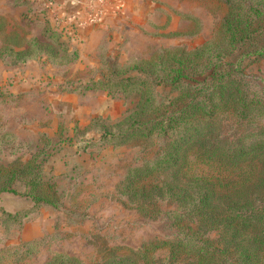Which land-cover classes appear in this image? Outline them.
<instances>
[{"label":"trees","instance_id":"1","mask_svg":"<svg viewBox=\"0 0 264 264\" xmlns=\"http://www.w3.org/2000/svg\"><path fill=\"white\" fill-rule=\"evenodd\" d=\"M223 1L227 8L202 43L158 48L119 70L112 63L110 71L121 72L83 86L99 83L128 103L118 119L92 116L84 129L94 132L92 145L140 146V161L125 167L116 189L142 215L161 216L164 227L122 252L110 245L88 264H264V83L244 71L264 57V0ZM47 26L56 48L8 37L0 58L17 63L45 50L51 62L75 60L76 48ZM36 166L1 170L0 192L18 193L12 179L26 171L20 193L55 206L53 186ZM42 264L84 263L56 254Z\"/></svg>","mask_w":264,"mask_h":264},{"label":"rangeland","instance_id":"2","mask_svg":"<svg viewBox=\"0 0 264 264\" xmlns=\"http://www.w3.org/2000/svg\"><path fill=\"white\" fill-rule=\"evenodd\" d=\"M126 1L106 15L92 64L74 69L76 59L55 63L45 59L51 66L45 62L43 71H22L20 62H4L12 67L0 70V171L28 170L29 163H36V176L52 184L57 198L55 206L34 204L21 194V175L26 171L12 179L18 193L0 192V264H42L56 254H71L88 264L99 261L110 245L122 252L164 231L161 216L142 215L116 189L125 167L140 161V146L92 145L88 140L95 134L84 129L92 116L118 119L128 103L115 93L106 94L99 83L83 86L93 78L121 72L110 71L112 63L119 70L158 48L202 43L227 6L223 0H129L127 6ZM55 5L47 0H0V45L8 37L11 42L24 36L56 48L46 29L50 25L61 32L67 49L74 48V39L82 41V36H69L59 27L62 15L55 16ZM41 53L44 56L45 50ZM244 71L256 83H264V57L247 64ZM144 155L150 156L151 150ZM29 159L32 162L26 164ZM6 212L14 214L12 219Z\"/></svg>","mask_w":264,"mask_h":264},{"label":"crops","instance_id":"3","mask_svg":"<svg viewBox=\"0 0 264 264\" xmlns=\"http://www.w3.org/2000/svg\"><path fill=\"white\" fill-rule=\"evenodd\" d=\"M49 2H52L55 5L57 9L64 10L66 12L67 19L62 18V23L59 24V27L61 26L64 31H66L67 35L69 36H82V41L75 40V47L77 48L78 56L76 57V60L72 63L74 69L78 65L79 68L83 67L84 64L88 61L94 59V51L96 45L100 42L101 39V33L104 29V22L106 21V15L109 14L112 11H117L118 9H121L123 6L118 5L119 0H107V12L104 13V15L95 21L88 22L86 19V13L84 11V5L82 3L83 0H47ZM125 0H120V3ZM129 1V0H128ZM128 1H126V6L128 5ZM134 7H131L132 9ZM82 33V34H80ZM72 34V35H71ZM72 39V37H70ZM44 60V61H43ZM46 60L44 59V56L37 57V58H28L24 61L20 62L19 65L22 66V71H43L42 65ZM49 64L48 62H46ZM0 64H3V67L0 68L1 71H6V68H11V65H8L4 63L2 60H0ZM50 65V64H49ZM14 66V65H13ZM51 66V65H50ZM34 67V68H32ZM79 71V70H78ZM96 115V114H92ZM90 115V116H92ZM80 121H78L79 123Z\"/></svg>","mask_w":264,"mask_h":264},{"label":"built area","instance_id":"4","mask_svg":"<svg viewBox=\"0 0 264 264\" xmlns=\"http://www.w3.org/2000/svg\"><path fill=\"white\" fill-rule=\"evenodd\" d=\"M118 2V5L120 6V0ZM82 3L84 5L83 7L88 22L95 21L107 12V0H83ZM54 14L56 17H60L62 15V18L67 19L66 12L64 10L57 9Z\"/></svg>","mask_w":264,"mask_h":264}]
</instances>
